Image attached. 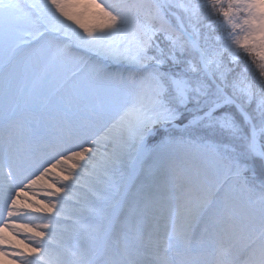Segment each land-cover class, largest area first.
I'll list each match as a JSON object with an SVG mask.
<instances>
[{"label":"snow or ice","instance_id":"1","mask_svg":"<svg viewBox=\"0 0 264 264\" xmlns=\"http://www.w3.org/2000/svg\"><path fill=\"white\" fill-rule=\"evenodd\" d=\"M0 264H264V0H0Z\"/></svg>","mask_w":264,"mask_h":264},{"label":"bare ground","instance_id":"2","mask_svg":"<svg viewBox=\"0 0 264 264\" xmlns=\"http://www.w3.org/2000/svg\"><path fill=\"white\" fill-rule=\"evenodd\" d=\"M21 239H23V237H21Z\"/></svg>","mask_w":264,"mask_h":264}]
</instances>
